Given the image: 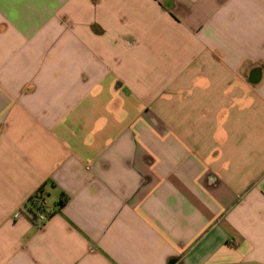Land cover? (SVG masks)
<instances>
[{"label":"crops","instance_id":"obj_1","mask_svg":"<svg viewBox=\"0 0 264 264\" xmlns=\"http://www.w3.org/2000/svg\"><path fill=\"white\" fill-rule=\"evenodd\" d=\"M0 264H264V0H0Z\"/></svg>","mask_w":264,"mask_h":264},{"label":"built area","instance_id":"obj_2","mask_svg":"<svg viewBox=\"0 0 264 264\" xmlns=\"http://www.w3.org/2000/svg\"><path fill=\"white\" fill-rule=\"evenodd\" d=\"M47 201L43 191H37L30 198V217L39 223H44L50 217L48 212Z\"/></svg>","mask_w":264,"mask_h":264},{"label":"trees","instance_id":"obj_3","mask_svg":"<svg viewBox=\"0 0 264 264\" xmlns=\"http://www.w3.org/2000/svg\"><path fill=\"white\" fill-rule=\"evenodd\" d=\"M40 190L43 191L42 189H40ZM40 190H38V191H40ZM29 203H30V200H29ZM63 203H64V201L62 200V201H61V204H63Z\"/></svg>","mask_w":264,"mask_h":264}]
</instances>
